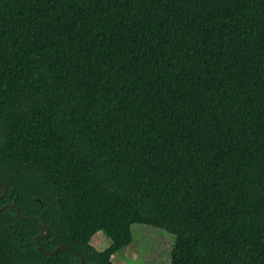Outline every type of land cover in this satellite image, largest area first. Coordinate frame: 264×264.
Masks as SVG:
<instances>
[{
  "label": "trees",
  "instance_id": "obj_1",
  "mask_svg": "<svg viewBox=\"0 0 264 264\" xmlns=\"http://www.w3.org/2000/svg\"><path fill=\"white\" fill-rule=\"evenodd\" d=\"M0 184V264H264V0H0Z\"/></svg>",
  "mask_w": 264,
  "mask_h": 264
},
{
  "label": "rangeland",
  "instance_id": "obj_2",
  "mask_svg": "<svg viewBox=\"0 0 264 264\" xmlns=\"http://www.w3.org/2000/svg\"><path fill=\"white\" fill-rule=\"evenodd\" d=\"M132 241L111 257L112 264H170V254L175 238L168 232L147 225L134 224L130 228ZM90 245L103 251L110 240L101 232L96 233Z\"/></svg>",
  "mask_w": 264,
  "mask_h": 264
},
{
  "label": "water",
  "instance_id": "obj_3",
  "mask_svg": "<svg viewBox=\"0 0 264 264\" xmlns=\"http://www.w3.org/2000/svg\"><path fill=\"white\" fill-rule=\"evenodd\" d=\"M0 187L2 188V190H3V195H4V194L6 193V191H7V190H6V187H5L4 185H2V184H0ZM3 195H2V196H3ZM2 196H0V198H1ZM11 207H12L14 210H16L18 216H19L22 220H32V221H34V220H33L32 218H30V217H27V218H23V217H21L20 214H19V212L17 211L16 207H15L14 205H11ZM1 210H2V209H1ZM1 210H0V211H1ZM39 227H40L43 231L46 232V234L43 235V236H46V235L49 233V230H48V228H47L46 226H39ZM41 236H42V235H41ZM39 237H40V236H36V237L34 238V242L37 244L39 251H40L41 253L45 254V255H55V254L58 253L59 250L62 249V248H64V249H68V248L65 247V246H60V247H58L56 250H54L53 252H46V251H44L43 247L40 245V243H39V241H38ZM70 250H71V249H70ZM71 251H72V250H71ZM78 256H79V258H80V262H81V264H85L84 259L82 258V256L79 255V254H78Z\"/></svg>",
  "mask_w": 264,
  "mask_h": 264
}]
</instances>
